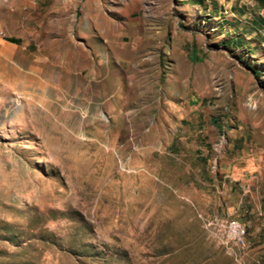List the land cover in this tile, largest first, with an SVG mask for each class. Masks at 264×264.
I'll return each mask as SVG.
<instances>
[{
	"label": "rangeland",
	"instance_id": "1",
	"mask_svg": "<svg viewBox=\"0 0 264 264\" xmlns=\"http://www.w3.org/2000/svg\"><path fill=\"white\" fill-rule=\"evenodd\" d=\"M0 264H264V0H0Z\"/></svg>",
	"mask_w": 264,
	"mask_h": 264
},
{
	"label": "built area",
	"instance_id": "2",
	"mask_svg": "<svg viewBox=\"0 0 264 264\" xmlns=\"http://www.w3.org/2000/svg\"><path fill=\"white\" fill-rule=\"evenodd\" d=\"M204 227L214 230L220 238V244L225 250H230V245L242 248L245 245V230L235 220H222L216 217L204 219Z\"/></svg>",
	"mask_w": 264,
	"mask_h": 264
},
{
	"label": "trees",
	"instance_id": "3",
	"mask_svg": "<svg viewBox=\"0 0 264 264\" xmlns=\"http://www.w3.org/2000/svg\"><path fill=\"white\" fill-rule=\"evenodd\" d=\"M7 41H9V42H11V43H17V41L14 40V39H7ZM246 67H247L248 69H250L249 66L246 65Z\"/></svg>",
	"mask_w": 264,
	"mask_h": 264
}]
</instances>
